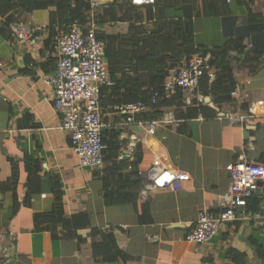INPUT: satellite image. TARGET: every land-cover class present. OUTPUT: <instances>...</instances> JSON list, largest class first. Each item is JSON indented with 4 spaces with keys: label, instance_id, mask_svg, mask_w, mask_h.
Listing matches in <instances>:
<instances>
[{
    "label": "crops",
    "instance_id": "1",
    "mask_svg": "<svg viewBox=\"0 0 264 264\" xmlns=\"http://www.w3.org/2000/svg\"><path fill=\"white\" fill-rule=\"evenodd\" d=\"M92 1L99 5L86 24L94 22L96 28V12L114 0ZM221 8L219 14L194 18L197 45L211 49L232 40L245 43L246 48L243 52L233 50L229 57L236 84L232 93L237 94L231 93V101L220 104L209 96L214 106L207 105L217 112L216 116H180L187 107L199 105L197 90L183 91V108L164 109L159 118L168 115L174 121L159 124L154 134L143 125H121L117 111L104 109L105 128L118 133L122 146L119 158L133 149L130 157L123 158L131 161L135 149L141 147L140 203L146 221L140 220L131 204H106L102 176L108 164L105 162L102 168L82 166L69 132L62 128L63 117L54 107L53 88L47 83L57 67L55 49L46 42L50 36L49 11L16 14L44 27L34 41L6 38L0 31V264H235L231 251L245 253V264H264L253 242L264 245V185L258 192L262 210L252 212L250 219L224 224L213 239L201 245L186 240L201 209L220 211L231 204L229 166L240 156L250 163H263L264 114L243 121L221 116L246 115L253 103L264 100V56L255 72L245 62L249 52L264 51V0H223ZM2 22L0 17V27ZM148 23L152 26L153 21ZM127 27V23H112L109 30L125 32ZM225 81L228 83V78ZM256 110L264 111L258 106ZM28 158L37 161L41 178V193L33 197L31 206L23 204ZM156 161L169 170L188 173L190 180L144 191L147 172ZM14 162L18 165L16 186L3 189L13 178ZM130 170L131 166L123 172ZM54 175L63 187L66 216L87 211L91 227L71 235H64L61 227L56 233L35 229L34 215L53 208ZM92 228L112 232L130 260L97 259L93 243L100 237L92 236Z\"/></svg>",
    "mask_w": 264,
    "mask_h": 264
},
{
    "label": "trees",
    "instance_id": "2",
    "mask_svg": "<svg viewBox=\"0 0 264 264\" xmlns=\"http://www.w3.org/2000/svg\"><path fill=\"white\" fill-rule=\"evenodd\" d=\"M223 0H154L153 3L142 6L133 5L130 0H114L95 14L97 21L96 32L100 40L106 43V60L109 64L114 84L102 89V105L104 109L135 102L137 100L150 101V95L155 90H162V84L169 70L181 61L189 60L199 51H210L211 66L216 76L211 81L208 75L201 78L198 91L211 96L217 104L231 101V93L236 84L229 68V57L233 50L243 52L245 43L232 40L225 45L207 49L198 46L195 39L194 18L200 15L219 14L222 12ZM142 9H145L143 14ZM39 10L49 11L50 36L47 45L54 48V37L58 31H67L75 24L86 25L93 11L89 0H0V17L3 18L1 33L6 38L14 37L9 25L19 19L16 14L32 13ZM145 21V23H144ZM153 21L152 26H149ZM127 23L125 32L110 31L109 26ZM264 51H251L245 62L251 72H255L261 64ZM228 78V83H226ZM169 107L183 108V91L179 89L173 96L167 97L153 105V110L143 117L149 120L162 117L164 109ZM202 114L214 117L217 112L207 104L189 106L180 114L182 118H195ZM103 141L107 144L105 162L107 170L102 176V192L106 204H131L139 212L140 220L146 221L145 209L140 203V193L143 179L139 177L138 164L142 158L141 147L135 149L133 160L120 159L121 144L118 133L103 129ZM264 163V154L261 157ZM131 166L129 172H123ZM18 165L13 163L14 175L10 183L3 189L15 188L17 183ZM37 161L27 159L26 181L27 195L23 204L31 206L33 197L41 193V178ZM134 177H137L134 179ZM51 188L54 194L53 208L49 212H37L34 215V227L38 231L58 232L62 228L64 235L74 234L77 230L91 227L90 214L80 212L71 217L65 214L63 201V187L54 175L51 178ZM261 199L258 193L249 198L248 208L251 212L261 211ZM19 204H16V210ZM218 212V211H215ZM92 236L100 237L93 243L94 256L104 262H114L122 259L128 262L130 256L124 253L112 232H105L92 228ZM256 255L264 260V245L253 241ZM235 264H245L247 255L240 251H231Z\"/></svg>",
    "mask_w": 264,
    "mask_h": 264
},
{
    "label": "built area",
    "instance_id": "3",
    "mask_svg": "<svg viewBox=\"0 0 264 264\" xmlns=\"http://www.w3.org/2000/svg\"><path fill=\"white\" fill-rule=\"evenodd\" d=\"M93 8L99 4L92 1ZM133 5L142 6L154 0H130ZM14 37L21 40H35L41 25L27 21H15L9 25ZM54 49L57 55V67L47 78L53 88L54 107L63 117L62 128L69 132L71 145L79 157L80 164L89 168H102L105 165L107 144L103 141L104 108L102 89L114 84L108 61L106 60V43L97 36L94 22L86 25L75 24L67 31H58L54 37ZM210 51H199L189 60L181 61L171 68L164 79L162 90H155L150 101L142 99L135 102L110 107L121 115V125L138 124L147 128L151 134L159 124L174 121L173 117L145 120L139 118L149 112L152 106L161 100L173 96L179 89L182 91L197 90L201 78L208 75L214 80L215 69L210 64ZM232 94H237L234 91ZM209 96L197 92L198 104H210ZM264 110V100L251 105L246 115H223L235 121H243L249 116H260L256 107ZM133 149L127 156L130 157ZM231 204L218 212L201 209L198 217L186 234L190 243L201 245L213 239L220 228L231 221L248 220L252 212L248 208L249 198L256 195L264 185V163H250L240 156L229 166ZM190 175L183 171L169 170L162 162L156 161L147 172L144 191L163 188L174 181L190 180Z\"/></svg>",
    "mask_w": 264,
    "mask_h": 264
},
{
    "label": "water",
    "instance_id": "4",
    "mask_svg": "<svg viewBox=\"0 0 264 264\" xmlns=\"http://www.w3.org/2000/svg\"><path fill=\"white\" fill-rule=\"evenodd\" d=\"M89 1H91V0H89ZM208 100H210L209 97H208L207 101H208ZM210 105H211V106H214L213 102H211ZM123 158H128V156L125 155Z\"/></svg>",
    "mask_w": 264,
    "mask_h": 264
},
{
    "label": "rangeland",
    "instance_id": "5",
    "mask_svg": "<svg viewBox=\"0 0 264 264\" xmlns=\"http://www.w3.org/2000/svg\"><path fill=\"white\" fill-rule=\"evenodd\" d=\"M4 22V21H3ZM3 22H2V25H3Z\"/></svg>",
    "mask_w": 264,
    "mask_h": 264
}]
</instances>
